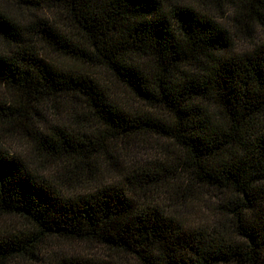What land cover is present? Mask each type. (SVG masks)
<instances>
[{
    "label": "trees",
    "instance_id": "trees-1",
    "mask_svg": "<svg viewBox=\"0 0 264 264\" xmlns=\"http://www.w3.org/2000/svg\"><path fill=\"white\" fill-rule=\"evenodd\" d=\"M0 1V137L37 155L0 139V220L23 221L0 264H46L49 241L95 250L56 264H264V0ZM145 136L176 152L121 164Z\"/></svg>",
    "mask_w": 264,
    "mask_h": 264
},
{
    "label": "rangeland",
    "instance_id": "rangeland-1",
    "mask_svg": "<svg viewBox=\"0 0 264 264\" xmlns=\"http://www.w3.org/2000/svg\"><path fill=\"white\" fill-rule=\"evenodd\" d=\"M1 3L5 4V2H1ZM4 7H6V6H4ZM11 8L12 9L10 12L13 14L14 17H17V18L21 19L22 21H25L29 18V16H27L26 14H20V13H18L17 9H15L13 7H11ZM230 29H232L233 32L236 31L232 25L230 26ZM240 43H242L244 45L243 46L244 48H247L249 46V44L246 42L244 43V42L240 41ZM51 60L57 64L64 63V66H67V67H79V66H76L75 64H73L72 62H68L64 58H62L58 55H55V54H51ZM65 64H68V65H65ZM112 89L114 90V92H116L119 95H122V93H123V91L121 90L122 88L120 89L115 85L114 86L112 85ZM118 92H120V93H118ZM0 93L4 94L2 89H0ZM5 95H6V92H5ZM131 104H132V102L129 100V106ZM132 106L133 105H131V107ZM70 109H72L71 106H70ZM72 114L73 113H69L68 116L72 117ZM53 119H55L56 122H62V121L69 122V120H70L69 118L65 117V115L60 116L58 114L54 115ZM73 121L74 120L72 119L71 123H73ZM91 123H93L92 127L90 128V127L86 126L85 129H87V130L93 129V131H95L94 122H91ZM0 139H2L1 145H4L5 149H7L11 152L20 153L25 158H27L28 161H31V160L37 158V155L32 150H27L28 148L25 145H23L22 143L18 144V142L14 141V140L12 142L11 139H9V138L5 139V136H3V138L0 137ZM120 151H122V154L119 156V159L121 161V164H123L125 166H128L131 163H136V162H133L131 160L132 157H134L133 160L138 159L139 161H142L143 159L152 158V156H156V157L160 156V155L163 156V152H166V151H173L174 153L176 152L171 144H170V146L168 145L167 141H164L161 139H155L154 137H148V136H145L142 138H137V140L127 141L125 144L121 143ZM143 152L145 154H143ZM115 162H117V160H114V163ZM97 163H98V168L100 170V173H102V175L105 176L104 180L109 181L111 179H118V178H116L118 176V173L114 170L113 162H111V160L109 158L102 156L98 160ZM58 167L59 168L61 167V165H59V163L57 164V166L49 168L46 171L45 176H47V178L51 177V179L53 181H56L59 185H62L60 180L67 178L71 175L69 173L67 174V171H65V170H64V174H63L62 173L63 169L59 170ZM68 168H71V167L68 166ZM72 170H74L76 172V170L74 168L70 169L71 172H72ZM78 183H81V182H78ZM65 187H67V186H65ZM82 190H83L82 187H80L78 185V191H82ZM197 199H195L194 201H190L191 204L187 208L179 209L176 211L179 214H181L183 212L188 217V220L190 221V223L192 220L204 221L208 218L207 214L209 212V209L207 206H209L211 204V200L208 199L207 197L201 196V195L198 196ZM167 201L168 200L166 198H163V197H160L157 200L159 205H161V206L165 205L164 207H167L166 206ZM22 225H23V221L19 218H6L3 220H0V229L6 228V227H17V226L21 227ZM48 245H49L48 247H50L51 254H49V256L46 257V260H48L46 262V264H56L57 260H55V259H61L64 257L69 258L70 255L73 256V255H76L78 253H87V252L92 253L95 251L94 248H92V246L85 245L83 243L69 244L67 242L58 243L57 241H55V242L49 241ZM47 253H49V250Z\"/></svg>",
    "mask_w": 264,
    "mask_h": 264
}]
</instances>
